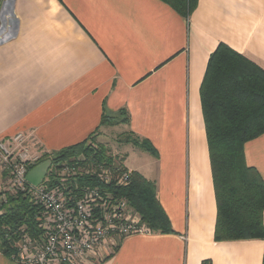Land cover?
<instances>
[{"label": "crops", "instance_id": "0c3cea01", "mask_svg": "<svg viewBox=\"0 0 264 264\" xmlns=\"http://www.w3.org/2000/svg\"><path fill=\"white\" fill-rule=\"evenodd\" d=\"M221 42L264 69V0H198L188 18L163 0H0V139L25 132L52 153L121 126L157 149L122 165L156 183L175 232L127 236L95 264H264L263 238L214 236L200 89ZM245 157L264 179V133ZM0 264L19 263L0 246Z\"/></svg>", "mask_w": 264, "mask_h": 264}, {"label": "trees", "instance_id": "16d2710c", "mask_svg": "<svg viewBox=\"0 0 264 264\" xmlns=\"http://www.w3.org/2000/svg\"><path fill=\"white\" fill-rule=\"evenodd\" d=\"M163 1L186 18L198 3V0ZM200 92L217 201L215 240L264 239V179L255 167L247 164L245 157L246 142L264 133V69L221 42L209 57ZM112 117L104 114L102 124H112ZM127 120L125 116L120 121ZM93 137L46 153L40 163L47 159L56 163L84 154L90 167L115 164L106 145L95 143ZM124 142L158 155L151 141L135 137L133 133ZM82 180L94 183L90 177ZM118 193L128 200L153 232H175L157 197L154 181L131 171L129 184L121 187ZM2 208L0 246L4 254L12 256L15 251L13 238L8 237H13L14 231L23 225L32 235L38 234L36 216L41 208L23 192L8 194ZM202 264L210 262L206 260Z\"/></svg>", "mask_w": 264, "mask_h": 264}, {"label": "built area", "instance_id": "2783aa9c", "mask_svg": "<svg viewBox=\"0 0 264 264\" xmlns=\"http://www.w3.org/2000/svg\"><path fill=\"white\" fill-rule=\"evenodd\" d=\"M46 153L25 132L0 139V164L8 184L0 194V214L8 194L17 192L26 193L41 208L36 216L38 234L32 235L25 225L14 231L11 257L19 264H95L121 239L152 231L118 193L129 184L131 170L120 163L90 167L82 154L52 161L44 181L36 186L27 174ZM86 177L94 183L80 181Z\"/></svg>", "mask_w": 264, "mask_h": 264}, {"label": "rangeland", "instance_id": "374dc122", "mask_svg": "<svg viewBox=\"0 0 264 264\" xmlns=\"http://www.w3.org/2000/svg\"><path fill=\"white\" fill-rule=\"evenodd\" d=\"M125 117H122L121 114H117L114 115L111 119L112 124H117L118 122H120V120H123ZM122 127L121 126H116L114 129H112L111 132H108V136L107 139L106 138H102L101 141H95L93 137L94 142L98 143V144H102V145H106V147L108 148V154L114 156V160L116 161V163H122L126 160V156L123 153V151H127L130 154V157L126 160V164L130 167H133V165H135L136 163V155L135 152L133 151L134 146L133 144H128V145H124L123 142L125 140V133L121 132ZM124 133V134H123ZM128 136V135H127ZM126 136V137H127ZM91 140V141H93ZM135 150H139V149H135ZM9 239L13 238V244H15L14 239L16 238V235L13 234L12 236L8 237Z\"/></svg>", "mask_w": 264, "mask_h": 264}, {"label": "water", "instance_id": "95a60500", "mask_svg": "<svg viewBox=\"0 0 264 264\" xmlns=\"http://www.w3.org/2000/svg\"><path fill=\"white\" fill-rule=\"evenodd\" d=\"M51 164V159H47L44 162L38 164L27 174L28 181L36 186L41 184L44 181Z\"/></svg>", "mask_w": 264, "mask_h": 264}]
</instances>
